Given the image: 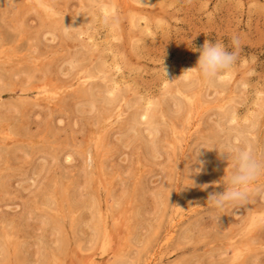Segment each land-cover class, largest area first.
<instances>
[{
  "label": "rangeland",
  "instance_id": "rangeland-1",
  "mask_svg": "<svg viewBox=\"0 0 264 264\" xmlns=\"http://www.w3.org/2000/svg\"><path fill=\"white\" fill-rule=\"evenodd\" d=\"M47 1L51 11L0 0V264H72L76 251L82 264H104L97 197L110 226L109 203L127 223L123 251L135 264L148 253L159 264H241L233 244L251 237L243 264H264V193L223 212L219 231L205 215L229 167L217 148L264 147V0ZM233 37L237 63L223 82L181 80L192 47L209 39L231 50ZM197 88L210 101L198 96L189 118L180 92ZM222 96L227 113L211 107Z\"/></svg>",
  "mask_w": 264,
  "mask_h": 264
},
{
  "label": "clouds",
  "instance_id": "clouds-1",
  "mask_svg": "<svg viewBox=\"0 0 264 264\" xmlns=\"http://www.w3.org/2000/svg\"><path fill=\"white\" fill-rule=\"evenodd\" d=\"M231 44L230 50L222 42L205 39L198 48L192 47L199 55L194 66L182 71L179 76L181 80L186 83L194 80L223 82V74L230 73L237 63L238 37H233ZM161 69L166 76L163 64ZM200 146L203 145L193 147L192 154L188 156L190 162L196 159ZM217 149L220 153H226L229 167L224 169L218 181L213 182L222 185L223 190H213L207 194L205 215L209 230L219 231V217L223 212L246 204L253 194L264 193V147L254 149L246 141H241L238 145L224 142ZM185 168L188 172L187 166ZM112 264H135V260L129 253L121 251L114 255ZM251 264H257L255 257Z\"/></svg>",
  "mask_w": 264,
  "mask_h": 264
},
{
  "label": "bare ground",
  "instance_id": "bare-ground-1",
  "mask_svg": "<svg viewBox=\"0 0 264 264\" xmlns=\"http://www.w3.org/2000/svg\"><path fill=\"white\" fill-rule=\"evenodd\" d=\"M86 0H82V2H85ZM111 1V6H109L110 9H114V7L118 8L119 7V0H110ZM39 3V2H38ZM42 5L47 6L48 10L51 11V6L49 5V2L47 0H42ZM133 22V21H132ZM148 31V30H147ZM206 86L209 85V82H205ZM86 88V86H85ZM198 89V88H197ZM191 90V92H180L182 95H184V97L186 98L187 101V105H188V110H189V118H192V106H196V105H192L194 103V101L196 100V98L198 96H200L201 100L203 102H209L210 100H208V98L205 96V92L203 93V95H199V89L197 90ZM42 93H47V92H52V95H56L58 92L55 88H52V86H50L49 84H45L44 87L40 90ZM221 91V90H219ZM87 94H89V92H87ZM198 94V95H197ZM198 101V100H197ZM199 102V101H198ZM200 105V104H199ZM202 106V105H201ZM204 106V105H203ZM211 107H215L218 110H220L221 112L227 113V107H228V103H227V96H222L218 99V101L215 102V104H213V106L211 105ZM202 108V107H201ZM160 106L159 108H155V112H159L160 110ZM103 111V110H102ZM100 111V112H102ZM124 111L121 110L118 113V117L120 119H124ZM136 112L135 114L132 115V117H130L131 120L135 121L136 119ZM199 119L201 117V115H198ZM101 117H105L102 115ZM195 119V118H194ZM199 119L197 120L196 118V122H190L189 124L193 125V126H197L199 125V127H201ZM194 121V120H193ZM180 132L174 131L173 133V137L174 140L176 141L177 139H179V134ZM183 136V135H182ZM101 140V137H98V140ZM103 140V139H102ZM95 143V141H94ZM102 146V145H101ZM89 148V146H88ZM87 148V150H88ZM101 147H97V149L99 150ZM109 150V149H108ZM107 152V148L104 149V151L102 153H104L103 155H105ZM100 154L95 155L93 157H98ZM106 158L105 156H102L100 158V161L98 162L97 168H98V176H99V180L101 182H103V184H105L106 188H108V194H111V187H109V175L107 174L106 171ZM54 195H56L57 199H58V207L61 208L62 206V197H61V191L60 188H56L54 193ZM97 203H98V213H99V220L102 223L101 224V230H100V239L98 242V247L102 249V253L104 256L102 258V260L104 261V264H112V261H110V257H114V255L118 252H121L124 250V248L128 245L129 243V237H128V233H127V223L123 222L120 220V217L118 216V214L116 213V209L113 207L112 203H109L107 205V213L108 215L111 217L112 220V226H110L105 218V216L102 213L101 210V200L99 197H97ZM174 212H172V214L170 215V221H173L175 216H174ZM262 218H264V215L261 216ZM261 218V219H262ZM122 219V218H121ZM256 221V220H255ZM249 224V223H248ZM249 231V230H248ZM247 235V234H246ZM246 237V236H245ZM244 238V237H243ZM96 247V246H93ZM255 248V243L253 238L251 237L250 240L241 242V243H234L233 244V254L232 257L233 259L238 263L240 262L241 264L245 263V259L244 256L250 252L251 250H253ZM90 250V249H89ZM80 251H86L81 249ZM155 255L154 253H148L145 260H144V264H151L152 261H156L155 260ZM252 260V259H251ZM251 260H249V264H251ZM88 262V261H87ZM71 263L72 264H82L81 261V257L78 256L77 251L74 252L73 254H71ZM87 264H101L98 262H95L93 259L90 260L89 263ZM154 264H159L158 261H156Z\"/></svg>",
  "mask_w": 264,
  "mask_h": 264
}]
</instances>
